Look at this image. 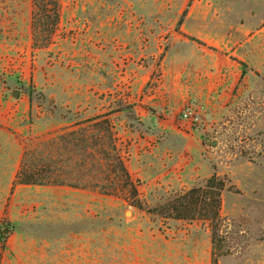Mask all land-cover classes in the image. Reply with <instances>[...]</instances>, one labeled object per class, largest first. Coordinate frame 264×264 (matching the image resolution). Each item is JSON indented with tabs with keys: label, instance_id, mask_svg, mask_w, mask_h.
<instances>
[{
	"label": "rangeland",
	"instance_id": "rangeland-1",
	"mask_svg": "<svg viewBox=\"0 0 264 264\" xmlns=\"http://www.w3.org/2000/svg\"><path fill=\"white\" fill-rule=\"evenodd\" d=\"M60 5L51 44L37 49L33 0H0V264H264V0ZM183 58L193 79L207 68L218 95L234 87L225 108L192 127L204 147L198 177L173 169L172 147L186 142L148 130L135 108ZM103 115L122 140L135 198L15 185L33 145ZM214 175L225 185L218 219L167 217L169 201Z\"/></svg>",
	"mask_w": 264,
	"mask_h": 264
},
{
	"label": "trees",
	"instance_id": "trees-1",
	"mask_svg": "<svg viewBox=\"0 0 264 264\" xmlns=\"http://www.w3.org/2000/svg\"><path fill=\"white\" fill-rule=\"evenodd\" d=\"M61 0H33V46L47 48L61 20ZM118 135L107 115L76 121L71 128L28 149L22 158L15 185L68 186L106 195L127 192L137 196L118 144ZM224 183L212 176L205 188H193L169 201L167 217L179 220L220 217ZM141 205L137 204V207ZM213 229V238L216 237ZM5 240L6 236L0 237ZM213 260V264H216Z\"/></svg>",
	"mask_w": 264,
	"mask_h": 264
},
{
	"label": "crops",
	"instance_id": "crops-1",
	"mask_svg": "<svg viewBox=\"0 0 264 264\" xmlns=\"http://www.w3.org/2000/svg\"><path fill=\"white\" fill-rule=\"evenodd\" d=\"M32 8L30 11L31 17L33 13ZM200 63L203 64L204 62L200 61ZM189 64L190 60L186 58L173 61V64L167 68L163 84L157 89L156 93L141 100L144 107L137 105L135 108L141 120H149L153 123H146V128L148 130H150V125L155 128L154 125L156 124L157 129L153 131L156 132L158 129L165 130L169 132L167 134L168 136L177 138L182 143L186 142L185 146L182 148L178 149L172 147L180 157L179 160L174 163L173 169L177 168V170L180 171V169L183 168L184 172L190 170L191 176H196L192 175V173L198 172L202 164H196L194 161L197 160V158L202 159V152L204 151L203 142L197 130L190 129L185 131L180 127V115L186 107L193 104L200 107L204 117L209 120V116H212L215 112L226 107L230 100V98L227 97L234 87L225 86L221 95H218V91L216 90L219 88V85L209 80L212 78V75H210L207 68L205 72L202 71L201 76L198 73L197 75L195 74L196 78L193 79L191 76L194 72L191 69L189 70ZM215 67L217 70L218 62ZM221 83H223V81H221ZM207 131H209V128L204 130V132ZM119 140L122 141L120 135ZM142 141L147 142V139L145 138ZM142 141H139L140 144ZM206 141L208 142V139H206ZM160 146L161 143L154 144L151 147V153L155 152L154 149L159 150ZM164 149L166 153L170 148L166 147ZM130 175L132 177L131 173Z\"/></svg>",
	"mask_w": 264,
	"mask_h": 264
},
{
	"label": "built area",
	"instance_id": "built-area-1",
	"mask_svg": "<svg viewBox=\"0 0 264 264\" xmlns=\"http://www.w3.org/2000/svg\"><path fill=\"white\" fill-rule=\"evenodd\" d=\"M202 123V110L195 105L186 107L180 115V127L187 131Z\"/></svg>",
	"mask_w": 264,
	"mask_h": 264
},
{
	"label": "water",
	"instance_id": "water-1",
	"mask_svg": "<svg viewBox=\"0 0 264 264\" xmlns=\"http://www.w3.org/2000/svg\"><path fill=\"white\" fill-rule=\"evenodd\" d=\"M12 95H13V97L17 98V97L19 96V93L16 91V92H13ZM214 144H215V143H214ZM126 214H127V215H128V214H131V211H127ZM5 232H8V230L6 229Z\"/></svg>",
	"mask_w": 264,
	"mask_h": 264
}]
</instances>
